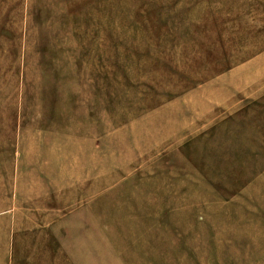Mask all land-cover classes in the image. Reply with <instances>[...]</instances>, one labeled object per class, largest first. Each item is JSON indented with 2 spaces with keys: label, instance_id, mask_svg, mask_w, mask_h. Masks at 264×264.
<instances>
[{
  "label": "rangeland",
  "instance_id": "1",
  "mask_svg": "<svg viewBox=\"0 0 264 264\" xmlns=\"http://www.w3.org/2000/svg\"><path fill=\"white\" fill-rule=\"evenodd\" d=\"M0 264H264V0H0Z\"/></svg>",
  "mask_w": 264,
  "mask_h": 264
}]
</instances>
